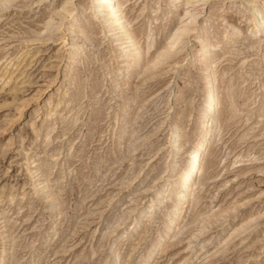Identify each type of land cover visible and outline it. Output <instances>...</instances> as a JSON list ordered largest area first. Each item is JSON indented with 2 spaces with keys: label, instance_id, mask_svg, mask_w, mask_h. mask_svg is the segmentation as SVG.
I'll list each match as a JSON object with an SVG mask.
<instances>
[{
  "label": "rangeland",
  "instance_id": "1",
  "mask_svg": "<svg viewBox=\"0 0 264 264\" xmlns=\"http://www.w3.org/2000/svg\"><path fill=\"white\" fill-rule=\"evenodd\" d=\"M119 1L121 23L90 0H0V264H264L262 1ZM62 9L79 11L69 34ZM202 40L220 133L158 248L168 182L199 136Z\"/></svg>",
  "mask_w": 264,
  "mask_h": 264
},
{
  "label": "bare ground",
  "instance_id": "2",
  "mask_svg": "<svg viewBox=\"0 0 264 264\" xmlns=\"http://www.w3.org/2000/svg\"><path fill=\"white\" fill-rule=\"evenodd\" d=\"M90 1L94 4L93 5L94 13L98 14L103 11H108L112 13V17H111L112 22L114 23L122 22L121 3L119 0H90ZM173 1H177V0H173ZM199 1L207 2V0H178L177 3L184 2L188 5L189 4L194 5ZM261 1H262L261 3L262 6L258 7L257 9L252 7L251 12L253 14L252 16L253 30L256 32L263 33L264 32V7H263L264 0ZM62 11L63 12L59 15L60 18L58 17L60 19L59 24L65 25V30L67 34H69L72 31L77 21L79 11L75 10V12L72 13L70 18H68V15L70 13L69 11H67L66 9H62ZM186 13L189 14V18L191 20H193L196 17L195 12L186 11ZM187 29L188 28L186 27V25L185 27H183L182 25L178 27L176 30H174L169 38L170 42L167 46L171 49L173 46L178 45L179 40H181L182 36L185 34ZM206 40H202L200 43V57L204 60L203 63L204 92L201 98L199 136L196 139L193 148L189 151L188 155L184 159L180 173L168 182V185H174L176 186V188L173 191L174 200L169 210L167 211V219L162 229L161 237L159 238V241L157 243V244L160 243L158 248L163 246L164 243L171 237L175 227L179 223L181 207L183 206L185 196H187L188 199L191 198L193 199V190L197 185L200 184V174L203 170L202 160L205 151L207 150L213 136L216 137L220 133L218 127V121H219L218 108H219V96L221 94L220 93L221 85L219 86L217 82V76L215 74L213 62L211 60L212 59L211 51L213 50L214 44ZM130 43L132 46H134L135 49L138 48L135 45L136 43L134 39H131ZM149 45L150 42L149 40H147V47H149ZM170 49L168 51H170ZM168 134H169L170 155L174 156L171 162L174 163L176 162L175 154L181 145V140L178 133V126L175 123H173L170 126ZM163 197H164L163 188H159L153 194L151 201L152 213H157L161 209V206L163 204ZM151 252H153V250Z\"/></svg>",
  "mask_w": 264,
  "mask_h": 264
}]
</instances>
